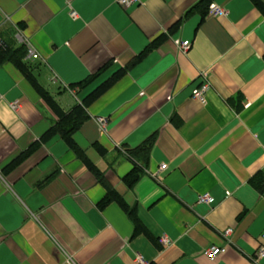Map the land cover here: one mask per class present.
Instances as JSON below:
<instances>
[{"label":"crops","instance_id":"crops-1","mask_svg":"<svg viewBox=\"0 0 264 264\" xmlns=\"http://www.w3.org/2000/svg\"><path fill=\"white\" fill-rule=\"evenodd\" d=\"M201 1L0 0V264H264V0Z\"/></svg>","mask_w":264,"mask_h":264},{"label":"trees","instance_id":"trees-1","mask_svg":"<svg viewBox=\"0 0 264 264\" xmlns=\"http://www.w3.org/2000/svg\"><path fill=\"white\" fill-rule=\"evenodd\" d=\"M253 1L256 4L258 3L257 0H253ZM205 3H207V0L201 1V5H205ZM2 51L5 57L7 56V58L14 60V63L23 71V73L28 78L32 86L36 89V91L44 99V101H46L49 104L53 102L48 92H46V90L38 83L37 79L35 78L32 72V67L30 66V64L23 60V57L25 55V48L19 47L14 50H2ZM57 115L59 117V121L51 129V134H53L54 132H59L63 136H68L70 133L74 132L87 117L86 112L83 109H80L79 106H76V108H74L69 113L64 114L62 112L61 114L57 113ZM26 154L27 153L25 152L20 157ZM20 159L21 158H19V161ZM16 162L18 161L16 160ZM97 176H98V181L104 184L109 191V195L107 199L102 201L101 203L104 204L105 202L109 201L111 197H114L117 200H119L121 204H123L120 196L108 184L104 175L99 172L97 173ZM138 176H139V173H138L137 167H133L132 170L123 177V179H124V182L128 186H130L136 181ZM250 181L261 192H264V171L258 172L255 175V177L252 178Z\"/></svg>","mask_w":264,"mask_h":264},{"label":"built area","instance_id":"built-area-1","mask_svg":"<svg viewBox=\"0 0 264 264\" xmlns=\"http://www.w3.org/2000/svg\"><path fill=\"white\" fill-rule=\"evenodd\" d=\"M120 4L123 5H128L136 0H118ZM209 13L215 16H221L224 15L226 13V11L219 7L216 6L214 4H212L209 7ZM71 15H75V12H71ZM18 38L20 39V41L22 42V44L25 47L26 53H25V59L26 60H33L36 57H38V52L36 51V49L34 48V46L30 43V41L21 36L19 34V31L17 32ZM3 45V42L0 38V46ZM182 50H186L187 47L189 46V41H183L180 44ZM209 89V83L207 81H203L201 84H199L197 87H194L191 91V96L195 99H198L201 102L205 101V94L206 91ZM12 107H16V104H12ZM97 123L103 128L106 124V120L102 117L97 118ZM165 164H162L160 166V168H164ZM155 176V174H154ZM198 201L199 202H204L207 204H210L214 201V198L212 196H209L208 194H201L198 196ZM231 232V229L225 230L223 232L224 235H228ZM162 241L165 242V239L163 238ZM226 250V246H208L206 248H204L203 250V254L209 259V260H214L219 254L223 253ZM258 256H263L264 255V248L261 247L257 253ZM138 261L139 264H145L144 260L141 257H138Z\"/></svg>","mask_w":264,"mask_h":264},{"label":"rangeland","instance_id":"rangeland-1","mask_svg":"<svg viewBox=\"0 0 264 264\" xmlns=\"http://www.w3.org/2000/svg\"><path fill=\"white\" fill-rule=\"evenodd\" d=\"M42 81H44V80H42Z\"/></svg>","mask_w":264,"mask_h":264}]
</instances>
